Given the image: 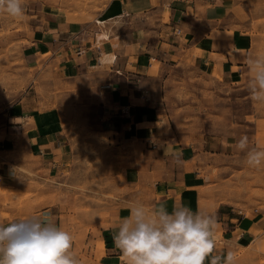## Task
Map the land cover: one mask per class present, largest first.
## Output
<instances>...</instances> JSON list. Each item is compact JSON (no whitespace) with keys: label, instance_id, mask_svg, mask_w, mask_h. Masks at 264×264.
<instances>
[{"label":"crops","instance_id":"crops-1","mask_svg":"<svg viewBox=\"0 0 264 264\" xmlns=\"http://www.w3.org/2000/svg\"><path fill=\"white\" fill-rule=\"evenodd\" d=\"M38 1L22 58L43 92L34 88L32 96L0 112V185L12 196H40L43 190L49 202L59 190L82 198L95 191L98 201L90 211L104 224L91 246L92 261L84 249L74 250L73 240L79 264H124L112 238L137 203L149 210L165 203L169 211L186 205L215 214L216 253L232 251L234 264H264L258 252L264 247V216L230 214L212 200L203 169L218 151L199 131L165 120L162 101L164 67L186 55L200 70L225 78L251 74L246 60L260 37L248 22L250 1L94 0L102 7L91 15L66 9L60 0ZM60 98L65 108L53 105ZM39 100L49 106H38ZM104 141L111 147L105 157L98 153ZM92 159L98 168L85 173ZM104 163H112L111 173H101ZM64 181L91 190L61 187ZM3 198L0 191V224L28 218L20 213L29 208L4 204ZM68 206L34 202L37 213L30 216L49 211L61 226L59 214ZM102 213L107 214L100 219Z\"/></svg>","mask_w":264,"mask_h":264},{"label":"rangeland","instance_id":"rangeland-1","mask_svg":"<svg viewBox=\"0 0 264 264\" xmlns=\"http://www.w3.org/2000/svg\"><path fill=\"white\" fill-rule=\"evenodd\" d=\"M94 0H60L62 7H73L75 12L91 15L98 13L102 6L91 4ZM250 13H253L248 21L253 35H258L260 43L252 57L264 56V0H249ZM24 15L13 18L6 14H0V112L17 103L23 96H32L35 92H43L40 86H34V69L28 66L22 58V44L25 36L31 31V20L34 18L38 0H23ZM240 7L238 6V10ZM240 11V10H239ZM246 22V21H245ZM174 58V57H173ZM157 68V64L154 65ZM165 80L163 84L162 101L168 116L169 123L176 128L188 131H199L206 137L218 152L211 162L205 164L203 174L208 178L207 189L213 191L214 200L223 205L225 212L230 214H262L264 216V166L253 168L246 164L245 154L236 148V143L242 136L249 138V146L264 149V103L254 102L248 91V81L251 74H241L235 78H225L218 74L200 70L189 57L185 56L181 62L171 60L164 67ZM43 88V87H42ZM59 104L66 107V101L60 98L53 101V105ZM33 103V102H31ZM50 101L39 100L37 105L49 106ZM99 148L100 156L105 157L107 149L106 141ZM97 147L93 145L92 153L96 154ZM93 154V155H94ZM96 158V157H95ZM98 165L94 159L89 160L85 166V173L95 172ZM79 172L81 166L78 165ZM102 174L112 172V163H104L100 169ZM64 188L81 190L91 187H83L80 182L65 181L60 184ZM37 186H39L37 184ZM41 189L48 187L40 185ZM0 191L4 194L3 203L16 204L18 208H29L28 213H20L28 217L35 212L34 202H42L49 206L54 201L69 204L59 217L61 227L69 231L76 245L74 250H83V256L88 254L92 261L95 251L91 248L97 243L99 227L104 224L99 220V213H92L91 202L96 203L98 197L93 195L80 197L76 193L72 197H51L49 193L41 191L40 196L30 197L31 192L24 196H12L13 191H7L0 185ZM92 192V191H90ZM112 197V195L110 194ZM71 200V201H70ZM30 205L27 206V205ZM81 210L86 211L81 212ZM6 216L7 214L4 213ZM40 213H38L39 215ZM107 214V213H106ZM100 214L102 216L106 215ZM91 235L88 239L87 236ZM264 237V232L261 235ZM88 241V243H85ZM251 244L247 247L249 249ZM246 248V249H247ZM256 248V247H252ZM259 260H264V247L259 250ZM263 258V259H262Z\"/></svg>","mask_w":264,"mask_h":264},{"label":"clouds","instance_id":"clouds-1","mask_svg":"<svg viewBox=\"0 0 264 264\" xmlns=\"http://www.w3.org/2000/svg\"><path fill=\"white\" fill-rule=\"evenodd\" d=\"M23 0H0V14L24 15ZM248 91L254 102L264 103V56L246 60ZM242 136L236 148L245 154L246 164L264 166V149L249 146ZM212 213L193 211L186 205L165 203L149 210L143 203L130 208L113 234V244L124 264H234V253H216ZM73 236L59 226L49 211L27 219L0 224V264H79L72 254Z\"/></svg>","mask_w":264,"mask_h":264}]
</instances>
